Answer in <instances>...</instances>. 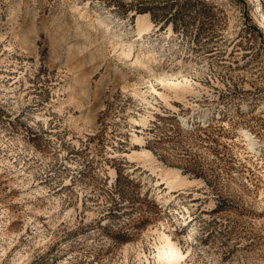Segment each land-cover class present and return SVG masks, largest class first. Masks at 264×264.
<instances>
[{
	"label": "rangeland",
	"instance_id": "1",
	"mask_svg": "<svg viewBox=\"0 0 264 264\" xmlns=\"http://www.w3.org/2000/svg\"><path fill=\"white\" fill-rule=\"evenodd\" d=\"M186 1L0 0V264H264V0Z\"/></svg>",
	"mask_w": 264,
	"mask_h": 264
},
{
	"label": "trees",
	"instance_id": "2",
	"mask_svg": "<svg viewBox=\"0 0 264 264\" xmlns=\"http://www.w3.org/2000/svg\"><path fill=\"white\" fill-rule=\"evenodd\" d=\"M177 4H178L177 9H174V14H173L172 18L166 19V17H164V18L161 19V21H166L165 22L166 24H170V23H174V24L176 23L177 24V21H182V27H183V26H187L188 25V23H187L188 21L187 20H189L190 18L196 19V17H199V18H201V20L209 19V18L204 17V16H199L201 13H198V15L197 14L196 15L192 14V9L194 7V4L192 3V0H187L183 4L178 2ZM136 11H138L139 13H151L152 14V19L154 21H156V22L159 21L158 19H156L154 17L155 15L153 14L152 10L149 7H144L142 9L140 8V9H137ZM176 24L174 26L175 31L176 32H178V31L180 32V26L178 27V25H176ZM165 137H166V139H164V140H172L171 139V135H166ZM160 142H162L161 138H160V141L154 140L151 143L159 144ZM196 176H198V175L196 174Z\"/></svg>",
	"mask_w": 264,
	"mask_h": 264
},
{
	"label": "bare ground",
	"instance_id": "3",
	"mask_svg": "<svg viewBox=\"0 0 264 264\" xmlns=\"http://www.w3.org/2000/svg\"><path fill=\"white\" fill-rule=\"evenodd\" d=\"M141 21H143V23L145 24V23H149L148 22V20L147 19H142L141 18ZM142 29H141V32H140V38H142ZM123 54L125 55V57L126 58H128V59H131V58H134L135 56H136V53L134 54V52L132 51V50H123ZM247 136H248V134H246ZM249 139H250V137H249ZM163 181L161 182L162 184L163 183H166L167 185H168V187L169 188H173V186H172V183L173 182H171V181H169V180H167L166 178H164V179H162ZM174 189V188H173Z\"/></svg>",
	"mask_w": 264,
	"mask_h": 264
}]
</instances>
